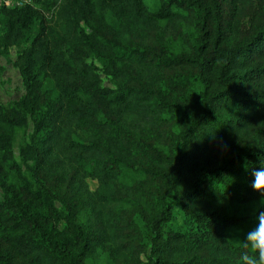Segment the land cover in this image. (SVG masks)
<instances>
[{
    "label": "trees",
    "instance_id": "16d2710c",
    "mask_svg": "<svg viewBox=\"0 0 264 264\" xmlns=\"http://www.w3.org/2000/svg\"><path fill=\"white\" fill-rule=\"evenodd\" d=\"M38 1L0 3L23 87L0 102V264H242L232 234L264 211V7L45 0L48 22Z\"/></svg>",
    "mask_w": 264,
    "mask_h": 264
},
{
    "label": "rangeland",
    "instance_id": "374dc122",
    "mask_svg": "<svg viewBox=\"0 0 264 264\" xmlns=\"http://www.w3.org/2000/svg\"><path fill=\"white\" fill-rule=\"evenodd\" d=\"M4 1V0H3ZM2 0H0V3L4 4ZM8 5H18L25 2H28V0H6ZM14 1L18 2V4H12ZM10 2V3H9ZM34 5L38 8L41 16L43 19L49 22V19H51L50 14V3L45 0H40ZM252 7L250 8L252 13L250 14V20L255 21L258 17V12L263 9L264 7V0H252L251 1ZM97 26L100 28L103 27L100 23L97 24ZM194 24L192 23H185L184 24V32L182 36H180L177 39H171L168 42V45L170 48L173 49H180L185 42L190 38V31H193ZM106 29L103 30L105 32ZM239 36V33L235 32L234 28L233 30H230V33L227 35L226 40L232 41L235 38ZM18 49V46L10 45L7 48V51L4 55H0V64L2 65L0 69V102L2 103H8L12 100H15L23 93V87L21 84L19 73L17 72L16 67L13 64V59L16 54V50ZM100 78L101 82L106 85H111L110 77L102 72H100ZM31 130V124L28 121L25 125L17 126L14 129L13 132V138H12V147L14 154L16 158L18 159V146L22 144V142L26 139L28 133ZM19 161V159H18ZM21 169H24L23 163H21ZM87 185L89 188H93L95 185V181L91 178L86 179ZM245 206H249L250 209L248 213H252L255 208L256 204H245ZM237 211L238 212H247V209L242 207L241 205H237ZM251 226H244L240 227L236 230H234L232 234V238H235L237 236H240V238H243V233L246 232ZM238 240V239H236ZM239 241V240H238ZM85 261L90 264H111L110 259L108 256H106L102 251L96 250L93 254L85 258Z\"/></svg>",
    "mask_w": 264,
    "mask_h": 264
},
{
    "label": "clouds",
    "instance_id": "9594fccd",
    "mask_svg": "<svg viewBox=\"0 0 264 264\" xmlns=\"http://www.w3.org/2000/svg\"><path fill=\"white\" fill-rule=\"evenodd\" d=\"M253 181L251 187L261 193L262 204H264V162L260 168L252 170ZM246 251L241 256L242 264H264V211H258L255 215V221L246 232L243 238L237 236Z\"/></svg>",
    "mask_w": 264,
    "mask_h": 264
},
{
    "label": "built area",
    "instance_id": "2783aa9c",
    "mask_svg": "<svg viewBox=\"0 0 264 264\" xmlns=\"http://www.w3.org/2000/svg\"><path fill=\"white\" fill-rule=\"evenodd\" d=\"M2 1H3V0H2ZM4 1H5V3H4ZM4 1H3L4 4H8V2H7L6 0H4ZM9 3H10V2H9ZM12 4H18V2L14 1Z\"/></svg>",
    "mask_w": 264,
    "mask_h": 264
}]
</instances>
